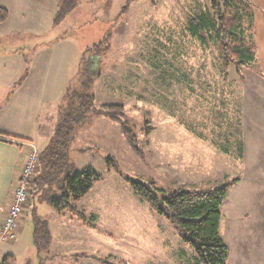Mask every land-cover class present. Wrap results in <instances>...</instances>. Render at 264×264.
Listing matches in <instances>:
<instances>
[{
    "label": "rangeland",
    "instance_id": "374dc122",
    "mask_svg": "<svg viewBox=\"0 0 264 264\" xmlns=\"http://www.w3.org/2000/svg\"><path fill=\"white\" fill-rule=\"evenodd\" d=\"M127 1H80L39 39L41 44L62 38V49L50 51L45 44L33 68L36 78L44 70L63 84L80 71L83 55L104 40L101 59H90L101 69L92 90L95 107H123L142 157L127 142L122 124L106 117L92 119L77 133L71 155L74 174L93 167L102 179L98 200L88 205L100 208L101 230L95 227L109 238L108 250L98 259L197 264L195 251L181 241L178 230L135 195L124 174L143 184L154 180L162 195L211 191L242 181L222 206L225 227L241 210L248 215L231 233V261L264 264V79L235 64L225 75L216 39L206 35L204 43L191 35L190 20L208 13V0H135L122 14ZM22 40L0 36V53ZM54 110V105L47 109ZM43 117L47 127L56 121V113ZM46 142L39 138L37 148ZM111 159L118 168L109 164ZM30 203L22 232L1 247L14 258L11 264H52L34 243L33 212L41 220L59 215L39 196Z\"/></svg>",
    "mask_w": 264,
    "mask_h": 264
},
{
    "label": "trees",
    "instance_id": "16d2710c",
    "mask_svg": "<svg viewBox=\"0 0 264 264\" xmlns=\"http://www.w3.org/2000/svg\"><path fill=\"white\" fill-rule=\"evenodd\" d=\"M80 1L82 0L60 2L54 25H60ZM134 1H127L122 14L127 12ZM208 1L210 4L208 13L191 18V35L204 43H206V35L216 39L219 45V59L225 75L229 74L232 64L238 66V69L252 68L261 75L252 4L244 0ZM7 19L8 11L0 8V24L5 23ZM103 42L104 40L83 55L80 71L68 81L58 105L53 134L47 146L40 152L38 173L30 182L32 202L39 196L41 201L48 203L58 213L69 212L77 221L86 225L93 224L95 217L81 211L77 204L102 179L93 167L74 174L71 155L78 131L92 119L106 117L122 124L127 142L134 152L142 157L136 137L126 126L123 107L120 105H106L100 109L95 107L92 90L101 76V69L92 66L93 62H90V59H101L102 55L99 51ZM28 68L29 66L23 78L27 76ZM109 164L118 168L115 160H109ZM122 176L135 195L147 204L154 214L165 219L178 230L181 241L195 251L197 264H228L229 247L221 237L222 206L236 187L238 180L211 191H174L162 195V191L155 186L152 179L147 184H143L124 174ZM33 222L34 243L38 253L49 254L52 234L48 222L37 218L35 212H33ZM76 257H88V255L82 254ZM98 260L102 264H112L106 259ZM13 261L12 256H6L2 264H11Z\"/></svg>",
    "mask_w": 264,
    "mask_h": 264
},
{
    "label": "crops",
    "instance_id": "0c3cea01",
    "mask_svg": "<svg viewBox=\"0 0 264 264\" xmlns=\"http://www.w3.org/2000/svg\"><path fill=\"white\" fill-rule=\"evenodd\" d=\"M244 1L252 4L254 8L255 43L260 77L264 79V0ZM60 2L61 0H0V8L8 11L7 21L0 24V36L23 39L18 45H9L8 49L3 47L4 53H0V225L12 202L13 191L18 183L19 173L27 156L29 145L36 146L39 138H46L47 142L42 147L44 149L53 134L54 123L49 127L45 126L43 116L54 113L57 116L58 105L68 83L65 79L62 84L59 76L56 79H49L44 74V70L36 78L33 70L37 65L36 54L45 50V44L49 46L50 51L62 49L64 45L62 38L39 44V39L50 34L56 27L54 19ZM29 36L33 37L31 41H29ZM27 66H29L28 73L23 78ZM46 81H52V84L47 85ZM52 105L55 108L53 113L47 111ZM241 184L242 181L234 190ZM101 185L102 181L97 183L95 188L78 203L81 211L96 217V223L95 221L91 225L80 223L69 212H57L59 216L46 220L52 234L48 262L52 264H100L98 257L101 258L100 254L108 250L109 238L95 227L99 223L102 224L100 208L95 204L89 209L88 205L98 200ZM230 194L227 199L231 198ZM31 205L32 203L26 206L25 214ZM238 216L241 218H237ZM245 217H248L247 212L243 213L241 210L236 218L229 219V225L225 227L222 213L221 237L229 247L228 264H237V261H231L230 256L232 255L230 243L233 244L231 233H234L233 229L239 230L242 226L240 221ZM25 222L24 215L19 234ZM224 227L225 234L223 235ZM3 243L0 241V264L8 256L1 247ZM81 253H88V257L77 258L76 255ZM94 255L97 257L95 258ZM151 261V264H160L155 259Z\"/></svg>",
    "mask_w": 264,
    "mask_h": 264
},
{
    "label": "built area",
    "instance_id": "2783aa9c",
    "mask_svg": "<svg viewBox=\"0 0 264 264\" xmlns=\"http://www.w3.org/2000/svg\"><path fill=\"white\" fill-rule=\"evenodd\" d=\"M39 164L40 151L36 146L29 145L27 156L19 173L18 183L13 191L12 202L0 225L1 242L11 243L18 237L25 208L32 199L30 182L38 173Z\"/></svg>",
    "mask_w": 264,
    "mask_h": 264
}]
</instances>
